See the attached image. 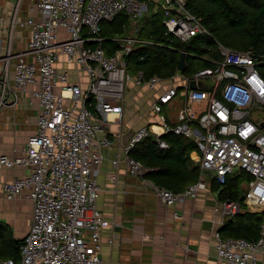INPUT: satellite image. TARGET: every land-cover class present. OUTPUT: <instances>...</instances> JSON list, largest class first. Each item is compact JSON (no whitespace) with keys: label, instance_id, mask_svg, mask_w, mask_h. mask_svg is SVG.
<instances>
[{"label":"built area","instance_id":"1","mask_svg":"<svg viewBox=\"0 0 264 264\" xmlns=\"http://www.w3.org/2000/svg\"><path fill=\"white\" fill-rule=\"evenodd\" d=\"M25 1L24 9V0L6 1L0 9V35L6 36L0 58V110L29 94L38 105L36 131L19 155H0V171H22L0 180V195L6 201L31 202L32 221L21 239L19 261L5 259L0 264H104L103 245H111L118 235L113 232L103 240V232L112 224L97 206L101 189L95 176L103 157L93 144L108 116L123 113L119 104L129 83L153 89L162 80L145 79L142 72L129 75L124 59L140 41L132 36L116 39L118 50L107 55L101 25L123 13L136 27L154 3L153 11L162 13L165 34L175 40L185 43L209 32L188 10L186 0ZM17 29L27 31L28 37L25 50L15 54L12 39ZM218 50L220 59L211 60L212 67L188 77L177 73L179 87L163 89L150 107L158 117L161 134H153L161 149L168 144L160 136L170 134L192 140L197 152L195 183L178 193L154 185L155 195L167 207L196 199L211 172L219 186L237 172L249 175L244 203L264 205V79L258 72L264 58L220 44ZM60 62L84 73L85 89L59 70ZM180 93L183 106L177 122L170 125L161 113ZM151 135L152 130L142 126L123 146L131 176L144 177L150 171L129 152ZM215 211L228 220L241 212V205L220 201ZM172 216L181 218L177 212ZM213 238L215 264H257L264 256V220L257 239L224 238L219 231Z\"/></svg>","mask_w":264,"mask_h":264},{"label":"crops","instance_id":"2","mask_svg":"<svg viewBox=\"0 0 264 264\" xmlns=\"http://www.w3.org/2000/svg\"><path fill=\"white\" fill-rule=\"evenodd\" d=\"M3 5L0 2V9ZM25 16L26 12H23L22 17ZM27 37V31H15L12 39L13 53L25 50ZM5 49L6 36L0 35V58ZM2 67L3 62L0 60V70ZM58 68L68 72L72 83L82 89L86 88L87 78L84 73L63 62L58 64ZM177 77L161 79V84L153 89L129 83L124 100L119 104L123 113L120 117L110 114L109 122L96 135L93 145L103 157L95 176L101 189L97 206L112 224L103 232V240L106 241L113 232L118 235L111 245H103L104 264H215L213 234L221 230L227 219L215 211L220 202V189L212 184L214 176H207V187L198 193L196 199L187 200L176 207H167L155 195L151 180L128 173L124 159L123 146L135 130L142 126L149 127L155 141L153 133L161 134L157 125L158 117L151 113L150 107L163 89L172 85L179 87L180 79ZM10 80L12 83V69ZM182 106L183 96L180 93L163 108L161 115L170 125L175 124ZM37 114V101L29 94L20 95L15 105L0 110V155L20 154L27 139L35 134ZM103 140H108L109 145L101 146ZM196 155V147L184 151L188 171L197 168ZM112 161H117V164L112 165ZM21 173L20 170L0 171V180H10L13 175ZM241 173L237 172L230 177H239ZM111 177H114V181H110ZM246 183L240 184L244 192L249 180ZM246 208L249 212L264 211V205H246ZM174 212L181 218H173ZM0 220L12 228L16 239H21L32 221V203L19 199L6 201L0 195ZM257 264H264V256L258 257Z\"/></svg>","mask_w":264,"mask_h":264},{"label":"trees","instance_id":"3","mask_svg":"<svg viewBox=\"0 0 264 264\" xmlns=\"http://www.w3.org/2000/svg\"><path fill=\"white\" fill-rule=\"evenodd\" d=\"M186 3L188 10L200 18L209 35L195 36L181 43L165 34L159 9L151 15L146 14L142 28L136 30L139 32L136 39L140 42L124 59L129 75L142 72L145 79L158 77L162 80L171 79L179 72L183 76H191L201 69L212 67L211 60L220 59L219 42L232 51H251L264 58V0H186ZM129 22L128 16L120 13L111 22L101 25L100 36L105 39L102 47L107 55L118 50L116 39H125L123 36ZM182 52L185 54L184 67L178 71ZM258 72L264 79V62L258 66ZM160 139L168 144L167 149H161L157 141L149 136L137 144L129 155L150 170L144 177L154 185L175 193L181 192L197 180V168L188 171L187 158H184V151L194 150L195 144L190 139L170 134H164ZM243 176L246 182L250 181V176L244 173L239 177H229L223 186L212 181L220 189V201H237L241 205V212L228 219L219 233L224 238L254 240L259 237L264 211L249 212L244 200L239 199ZM21 241L14 237L12 228L0 220V262L5 259L18 262Z\"/></svg>","mask_w":264,"mask_h":264},{"label":"rangeland","instance_id":"4","mask_svg":"<svg viewBox=\"0 0 264 264\" xmlns=\"http://www.w3.org/2000/svg\"><path fill=\"white\" fill-rule=\"evenodd\" d=\"M6 1H10V2H14L15 0H0V2H2L3 4L6 2ZM25 4H26V1L24 0V2H23V9L25 8ZM149 12L148 13H144V15H143V17L146 15V14H149V15H151V14H153L152 12H153V8L155 7V5H154V3H150L149 4ZM143 17H142V19H140V20H138V22H137V24H136V27L134 26V24H135V22H133V21H130L129 23H128V25L126 26V28H125V34H124V36H123V38H126L125 36H132V37H138L139 36V32H136L135 31V29L136 28H138V30H140L141 28H142V22H143ZM1 43H3V41L1 40ZM221 42H219V44H220ZM220 45H224V44H220ZM206 57H208V56H206ZM247 175V174H246ZM243 182H244V185H247V183H246V181H245V176H243Z\"/></svg>","mask_w":264,"mask_h":264},{"label":"water","instance_id":"5","mask_svg":"<svg viewBox=\"0 0 264 264\" xmlns=\"http://www.w3.org/2000/svg\"><path fill=\"white\" fill-rule=\"evenodd\" d=\"M184 56H185V54L182 52L180 57H179V60H178V67H177L178 71H182L183 70V67H184ZM191 86H192V88H194V84L193 83L191 84ZM211 175L215 176V173L211 172ZM244 193L245 192L242 190L241 193H240V197H239L240 200L244 199Z\"/></svg>","mask_w":264,"mask_h":264}]
</instances>
